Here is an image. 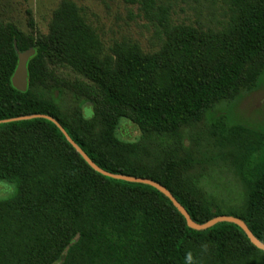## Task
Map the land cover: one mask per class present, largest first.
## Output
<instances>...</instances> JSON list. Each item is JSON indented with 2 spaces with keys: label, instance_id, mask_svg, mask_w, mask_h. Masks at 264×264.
Masks as SVG:
<instances>
[{
  "label": "trees",
  "instance_id": "trees-1",
  "mask_svg": "<svg viewBox=\"0 0 264 264\" xmlns=\"http://www.w3.org/2000/svg\"><path fill=\"white\" fill-rule=\"evenodd\" d=\"M131 1L158 27L154 50L127 37L105 44L75 0L58 3L46 33L0 18V120L50 115L99 167L159 182L198 223L239 217L264 242L263 132L220 117L205 162L198 143L184 140L186 128L262 74L264 0H212L204 20L188 23L174 22L162 0ZM29 48L21 91L11 77L17 51ZM56 90L72 96L67 108ZM122 117L139 129L137 140L118 137ZM216 156L241 186L235 204L200 185ZM0 180L16 185L0 200V264H188V254L191 264H264L238 225L188 227L156 188L95 171L46 118L0 122Z\"/></svg>",
  "mask_w": 264,
  "mask_h": 264
},
{
  "label": "rangeland",
  "instance_id": "rangeland-1",
  "mask_svg": "<svg viewBox=\"0 0 264 264\" xmlns=\"http://www.w3.org/2000/svg\"><path fill=\"white\" fill-rule=\"evenodd\" d=\"M61 0H0V18L14 22L25 32L38 31L46 33L52 11ZM82 8L86 20L96 29L105 44L127 37L136 40L145 51L158 47L159 40L156 33L157 25L144 17L138 9L137 3L131 0H75ZM171 6L170 17L174 22L202 21L208 9L213 5L212 0H162ZM32 21L33 26L28 24ZM62 75L72 78L75 74L66 67H59ZM54 99L67 108L72 96L64 90L54 91ZM86 115L89 116L90 105L83 104ZM225 117L228 124H243L257 129L264 134V70L255 85L249 90L241 91L234 99L220 101L208 111L201 123L184 130V140L193 145L198 143L201 155L210 144V132L213 123L220 117ZM117 135L125 140H137L140 131L127 118H120ZM214 150V149H213ZM264 153V145L260 150ZM216 152L210 149V156ZM259 155V154H257ZM208 167L200 176V185L213 196L224 200L228 204H235L241 196V186L231 168L223 163L219 157L206 162ZM8 184L16 185L12 181L0 180V191H7ZM15 193V191H14ZM13 193V194H14ZM12 194V195H13ZM12 195L6 197L9 198ZM6 198H0L6 199Z\"/></svg>",
  "mask_w": 264,
  "mask_h": 264
},
{
  "label": "water",
  "instance_id": "water-1",
  "mask_svg": "<svg viewBox=\"0 0 264 264\" xmlns=\"http://www.w3.org/2000/svg\"><path fill=\"white\" fill-rule=\"evenodd\" d=\"M14 47L16 48V43L14 42ZM34 54V49L29 48L24 51H17V65L11 77V83L14 88L25 91L27 88V68L26 63L30 56ZM46 118L52 121L62 132L66 140L75 148V150L82 156V158L97 172L100 174L117 179V180H124L133 183H142L150 185L157 190H159L162 194H164L173 204V206L182 214L184 217L186 224L188 227L196 230H205L218 222H231L238 225L246 234L247 238L250 240L252 244H254L257 248L264 251V242L258 239L252 231L249 229L247 224L239 217L228 215V214H220L217 216L212 217L209 220H206L203 223H198L194 221L191 216L189 215L186 208L175 198V196L167 189L164 185L160 184L159 182L151 179L145 178L140 176H133L129 174H122V173H112L109 172L101 167H99L87 154L86 152L69 136L67 131L64 127L60 124V122L55 119L54 117L44 114V113H34L29 115H23L18 117H12L8 119L0 120V122L4 121H12V120H21V119H29V118Z\"/></svg>",
  "mask_w": 264,
  "mask_h": 264
},
{
  "label": "clouds",
  "instance_id": "clouds-1",
  "mask_svg": "<svg viewBox=\"0 0 264 264\" xmlns=\"http://www.w3.org/2000/svg\"><path fill=\"white\" fill-rule=\"evenodd\" d=\"M91 115H92V112H91V110H89V116H91ZM14 191H15L14 185L8 184V190L7 191H0V198H6V197L12 195L14 193ZM192 259H193V257L191 254H188L186 256V260H187L188 264H191Z\"/></svg>",
  "mask_w": 264,
  "mask_h": 264
}]
</instances>
